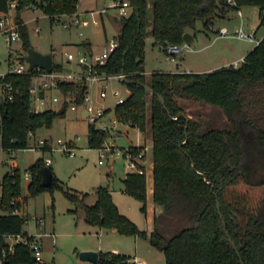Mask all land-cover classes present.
Returning a JSON list of instances; mask_svg holds the SVG:
<instances>
[{
  "label": "trees",
  "instance_id": "trees-1",
  "mask_svg": "<svg viewBox=\"0 0 264 264\" xmlns=\"http://www.w3.org/2000/svg\"><path fill=\"white\" fill-rule=\"evenodd\" d=\"M234 1L235 4L228 0H128L131 12L120 18L117 47L103 63L91 67L90 73H125L122 81L129 93L124 102L116 105L115 113L120 121L151 135L153 202L161 211L155 215L154 229L148 234L118 210L104 186L96 187L93 204L85 203L87 193L80 197L65 190L74 205L70 211L82 209L89 224L147 239L163 251L165 264H264V124L245 110L244 95L247 88L264 86V35L238 66L231 64L207 72L149 74L144 69L148 34L163 48L168 43L181 44L183 33L195 32L197 21L207 29L215 17H226L230 10L245 5L264 6V0ZM8 2L0 0V11L8 10ZM31 4L54 21L56 16L76 12L78 0H17L16 24L25 51L31 46L21 11ZM21 60L25 62L23 56ZM62 70L63 64L53 62L50 72ZM38 72L48 71L34 68L27 73H7L2 78L12 85L13 98L0 102V149L27 148L29 134L39 127L51 126L59 115L52 108L34 111L31 107L30 89ZM82 81L58 80L57 88L64 94L75 93L79 103L86 91ZM143 84L153 91H147ZM159 95L164 97L165 105ZM177 97L218 106L230 126L200 131V122L188 116ZM63 106L67 109L66 103ZM109 135L88 125L90 147L99 148ZM138 148L130 147L134 153ZM43 166L46 163L41 157L28 167L30 195L52 190L56 184L52 173L51 184L41 185ZM124 187L127 194L142 202L144 212L146 176L128 173ZM21 190L20 170L12 168L1 180L0 210L20 207L18 201H11L21 195ZM22 224L21 216L0 213V232H19ZM123 261L134 264L127 255L100 252L96 264ZM23 262L33 264L28 251L18 245L7 264Z\"/></svg>",
  "mask_w": 264,
  "mask_h": 264
},
{
  "label": "rangeland",
  "instance_id": "rangeland-1",
  "mask_svg": "<svg viewBox=\"0 0 264 264\" xmlns=\"http://www.w3.org/2000/svg\"><path fill=\"white\" fill-rule=\"evenodd\" d=\"M113 0H78V7L80 9L86 8H100L101 6H109ZM11 14L16 13L15 8H11ZM245 17L244 29L250 26L257 27V36L264 33V6L245 5L242 9ZM116 8H109L104 14L105 26L103 24L90 25L85 27L84 33L81 35L75 28H64L60 22L52 21L38 6L27 5L21 11V17L25 20L28 30V41L31 47L42 52H52L53 62L63 64L65 67H71L73 73L76 75L77 67L80 65L78 58L81 55H87L89 60L99 54L104 47L108 46L109 40L120 31V17L116 15ZM114 16L112 18L111 16ZM111 18L113 20H111ZM61 19H64L62 17ZM225 23V22H222ZM239 24L237 18L233 21L226 22V27L230 30L236 29ZM196 40L193 43L187 44L192 49H184L181 54L177 56L176 62H171L167 59L164 48L154 43L153 36H148L145 39V53H144V67L150 71L159 69L161 71H180L194 69L198 63L205 61L206 54L211 50L221 48L224 41L229 44L238 46V48H252L255 43L245 39L236 37H223L217 39L216 43L203 50H199L202 45L207 44L212 39L207 29L203 26L201 21L196 22ZM91 40V51L85 45V40ZM21 37L13 41L11 45H7L5 35L0 33V54L7 52V58H0V73L8 72L13 68L21 57L26 53L22 46ZM181 45H184L182 41ZM73 53L74 59L68 60L67 53ZM208 52V53H207ZM24 62V61H23ZM50 78L37 76L33 81L36 83H43L49 81ZM61 80V79H60ZM72 80V79H71ZM76 81L80 79L75 78ZM99 83H106L107 97H99L98 82L87 79L86 84L89 85L87 94H89L91 101L99 103L110 109L107 114L97 121V125L101 122H109V118L115 113L116 99L112 91L118 90L121 97L128 94V89L123 81L117 78H110L102 80ZM46 99H43L45 108L55 109L57 106L67 104L66 112L63 116L54 118L51 126L39 127L35 134H29L27 148H20L14 150L11 155L9 151L4 152V168L10 165L13 168H18L21 173V195L15 197L20 205H23V200L27 203L25 211L29 215H36L37 217H44L46 220L47 230L53 232L55 236V245H53L50 237H43V244L45 247L44 256L50 258L54 256L56 264H87L77 256L80 250V244L83 242H90L94 245V249L99 252H110L112 247H118L121 254L133 255L137 252L142 257L146 258L148 264H165V255L163 251L149 245V241L145 238L139 237V242L136 248L135 235H125L121 233H112L110 231H103L101 236L91 229L83 220V215L80 211L79 218L74 221L70 211H67L73 203L66 197L64 191H87L85 196V203L91 204L92 199L96 196L92 192V187L105 183L106 169L110 163H113L117 173L118 170L122 172L126 168L125 158L123 156H116L114 160L111 158L105 160L104 164H100L99 148L90 147L88 143V118L84 108V100L79 103L75 101V93L64 94L57 91L58 88L45 87ZM44 89V90H45ZM45 92V91H43ZM39 94V93H38ZM57 95L59 100L53 101L52 97ZM246 97L245 110L251 114L259 123L264 124V86L250 87L244 91ZM149 99V97H148ZM34 103H39L40 99H33ZM187 108L188 112L194 119L200 122V131L208 128H222L229 127L230 123L227 120L223 110L218 106L206 103L204 101H197L193 99L181 100L180 103ZM75 106V108L72 107ZM183 108V109H185ZM149 112V111H148ZM186 112V111H185ZM187 113V112H186ZM150 120L148 121V126ZM119 131H123V127L118 124ZM148 132V131H147ZM128 136L133 143L137 141V130L134 127L128 128ZM146 136H150L148 132ZM47 138L51 149L40 150L39 148H29L37 144L38 140ZM63 141L74 140L75 154L69 155L57 139ZM42 142H39L41 145ZM49 146V145H48ZM148 159L152 162V150L148 151ZM51 159V164L54 173L56 184L52 190H43L36 195H30L28 185L25 180V172L28 167L34 163L38 158ZM148 160V161H149ZM149 161V163H150ZM139 204V201H135ZM21 209V207H20ZM136 210H140L137 208ZM143 219V216H142ZM76 222V223H75ZM143 222V220H142ZM23 228L29 229L31 223L25 222ZM102 238L101 246L99 247V239ZM146 240V241H145ZM103 251H100V250Z\"/></svg>",
  "mask_w": 264,
  "mask_h": 264
},
{
  "label": "built area",
  "instance_id": "built-area-1",
  "mask_svg": "<svg viewBox=\"0 0 264 264\" xmlns=\"http://www.w3.org/2000/svg\"><path fill=\"white\" fill-rule=\"evenodd\" d=\"M229 3L235 4L234 0H228ZM17 4V0H9L8 2V10L3 12L0 15V33L5 35V41L7 45H11L13 41L20 38L19 31L17 28V24L11 14V8H15ZM109 8H116L117 13L120 16H127L129 14V2L128 0H113L109 6H104L102 8L96 10H90L87 13H72L68 18L61 19L56 18L58 22L64 28H75L79 31V33L83 34V28L88 26L89 24H97L99 23L100 16L105 13ZM212 29V26H209ZM218 32L221 36H228L230 35V31L226 27H222L218 29ZM234 35L237 38L245 39L250 42L258 43L260 40L256 37V31L253 29H244L243 26H239ZM118 40L117 38H111L109 40L108 46L105 49L95 56L92 61L89 60L87 55H81L78 58V62L80 64H84L88 71V78L92 81L98 82V89H99V97L106 98L107 93V85L106 83H99L102 80H105L109 75L104 74H97V73H90L91 67L96 63H103L110 53L117 47ZM184 50L183 45L178 43H168L164 47V51L166 57L171 62L177 61V56L181 54ZM68 60H73L74 55L73 53H67ZM244 58L240 59L242 63ZM234 66H238L237 63L233 64ZM29 72V65L25 61L23 62L21 59L18 61L13 68H11L8 72H1L0 73V102L4 100H12L13 98V89L10 83L2 81V78L7 73H27ZM39 73H43L48 75L50 72H38L34 76L39 75ZM67 77L72 78L73 76L68 73ZM115 77L119 80L125 79V73L121 72L116 74ZM53 85L57 86L56 83H52ZM42 85H46L43 83ZM31 95L36 94L37 90L35 86H31ZM114 98L116 99V105L124 102L127 96L121 97L120 92L118 90L112 91ZM57 97H53V100H57ZM84 108L86 111V116L88 118L89 124H93L96 128L109 132L110 135L103 141L102 145L99 147V155H100V163H103L109 157L114 156H123L127 161V164L133 169L135 173L143 174L147 176V165L149 164L147 159V150L148 146H143L142 148H138L136 153H134L130 147H121L119 146L116 141L113 139V133L119 131L117 128L118 124L123 123L118 119L116 113L112 117L109 118V122H101L100 125H97V121L102 119L107 114V107L99 104L94 103L90 100L88 95H84ZM72 107H75L74 105ZM0 119H1V112H0ZM120 132V131H119ZM58 143L61 144L63 150H65L69 155L75 154V146L74 140L63 141L62 139H57ZM48 146V142H42L41 145L33 146L31 148L36 149L39 148L40 150H44L43 147ZM47 149H51L50 146ZM46 165L51 163V159L45 158ZM25 179L30 180L31 174L29 171L25 172L24 175ZM17 200L12 199L11 203L16 204ZM25 210H21L20 207L14 206L11 210H0V213L18 215L23 218L22 230L19 232H0V264H7L10 260L11 256H13L16 252V246L21 245L23 246L29 253L30 259L32 260L33 264H52L51 261L46 260L44 257V246L42 243L41 237L43 236V232L38 231H30L28 229L23 228L24 223L29 222L34 226H43L45 224V220L42 217H37L36 215H29L28 213L24 212ZM134 264H145V261L139 257H133L130 259ZM18 264H29L27 262L18 263ZM96 264V263H92Z\"/></svg>",
  "mask_w": 264,
  "mask_h": 264
},
{
  "label": "crops",
  "instance_id": "crops-1",
  "mask_svg": "<svg viewBox=\"0 0 264 264\" xmlns=\"http://www.w3.org/2000/svg\"><path fill=\"white\" fill-rule=\"evenodd\" d=\"M33 6H35V5H33ZM102 7H104V5L101 6L100 8H102ZM96 9H99V8L80 9L78 7V5H77V11L75 13H79V14H81V13H87L90 10H96ZM242 9H243V6L242 7H239L238 9L230 10L228 12V14L226 15V17H223V18L222 17H215L212 20V24H210L212 26V29L207 28V33H209L210 36H212V39L210 40V42H208L207 44L202 45V47L201 48H198V49L199 50H203V49H205L204 46L209 47V46L213 45V43H216L217 39H219V38H223V37H236L234 35L235 30L239 26H243L244 27V22H245L244 19H245V17L243 16ZM130 12H131V7L129 8V14H130ZM2 13L3 12L0 11V15ZM105 13H103L100 16L99 23H97V24H92L91 23L88 26H90V25H99V24H103L105 26V18H104V14ZM12 15H13V18H15V14H12ZM70 15L71 14H61L59 16H56L55 19H54V21H57L56 18H62V17H64V19L65 18H68ZM116 15H118L121 18V16L118 13H116ZM111 17L114 18L113 15ZM112 18H111V20H113ZM235 18H237L239 20V24L236 27V29H234L232 31V30H230L229 28L226 27L227 25H225V23L226 22L233 21V19H235ZM222 22H225V23H222ZM222 27H226L230 31L231 34L228 35V36H221L219 34V32H218V29L219 28H222ZM247 29H253V30H255L256 31V37L259 40L264 35V33H263L260 36H257V27L250 26ZM187 31H189L193 35V37H194L192 43L195 42V40H196V33L194 31H192V30H187ZM83 33H84V30H83ZM118 34H119V32L116 35H114V37H112V38H115ZM149 35L152 36L151 34H148L146 36V38H148ZM84 42L89 43V45H87V47L90 50V53L92 55L93 53L91 51L92 50L91 49V40H88L87 39ZM187 44H190V43L184 42L183 48L184 49H192L191 47H188ZM256 44L257 43H255V45ZM252 48H238V46L233 45V44H229L227 41H224V44L221 46V48L211 50L209 53L207 52L209 54V55L206 54V58L208 59V61L207 60L201 61L200 63L197 64V66L194 69H189V70L188 69L187 70L183 69V70H180V71H186V72H207V71H211V70H213L215 68H218V67H221V66H227V65H231V64H235V63H237V65H240L241 64L240 59L241 58H244V56ZM104 49H105V47L103 48V50ZM44 53H46V52H44ZM50 53H52V52H50ZM97 55H95V56H97ZM52 56H53V53H52ZM95 56L92 57V60H93V58ZM92 60H90V61H92ZM84 67H85L84 64H80L77 67L78 72H77L76 75L73 73V69L71 67H65V69L62 70V71L50 72V73H48V75H45L43 73H39V75L33 76V79H34V77H37V76H43L45 78L48 77V78H50L51 81L49 80L50 82H48V81L43 82V83H46V85H42L43 83H36L35 81L32 82V86H35L36 87V90H37V93L32 95V101H31V107H32V109L34 111H42V110H45V109H49V108L43 107V105H44L43 99H46V96H47L46 95V89H45V87L46 86L52 87V89L53 88H56L57 86L53 85L52 83H56L60 79L61 80H71V79L72 80H75V78H77V79H80V81L81 80H84L82 82H84L86 84V81L89 78L87 77L88 76V71ZM144 69H145V73L146 74H149V73L154 72V71H161L159 69H153V70L148 71L145 67H144ZM169 72H178V71H169ZM68 73H70L73 77L72 78L67 77V74ZM115 75L116 74L109 75L105 80L110 79V78H116ZM88 89H89V85H87L86 91H85V94L84 95H88L89 96V94H87V92H88L87 90ZM43 91H45V92H43ZM57 91H59V90H57ZM127 92L129 93V91H127ZM69 93H71V92H69ZM53 97H57L58 98L57 95H55ZM53 97H52V99H53ZM89 98H90V96H89ZM33 99L35 101H36V99H40V102L39 103H34L33 102ZM186 99H188V98L177 97V100H178L179 103H180L181 100L184 101ZM58 100H59V98L56 101H58ZM90 100H91V98H90ZM53 101H55V100H53ZM60 107L61 106H57L55 108V110L59 109ZM73 108H75V107H73ZM183 108H185V107H183ZM107 109L109 110L110 108L107 107ZM184 110L187 112L188 116L193 117L188 112L187 108H185ZM65 112H66V109H65L64 113H61L58 116H63L65 114ZM88 125H89V123H88ZM120 125L124 128L123 131H120V132L123 133V134H125L129 138V140L131 142H132V140L130 139V137L127 134L128 128H130V127L136 128V130H137V135H136L137 141L135 143L132 142V145L138 146L139 148H142L143 146H148L147 154H148V151L149 150H152V138H151V135L150 136H146V134L148 133L147 131L142 132L137 127L131 126L130 124L124 123V122L121 123ZM35 132L36 131H34V132L30 133V134H33L34 135ZM46 140L48 141L47 138H45L43 140H38L37 144H35L34 146H37L38 147L39 146V142H43V141H46ZM48 145L51 146L50 143H48ZM29 148H31V147H29ZM5 151H9V153L11 155L14 152V150L0 149V194H1V180H2V177H3V175L6 172L10 171L13 168V166L10 165L9 167H6L5 169H3L4 168V152ZM42 151H44V150H42ZM115 157L116 156L109 157V158H111L112 160H114ZM147 159H148V155H147ZM44 160H45V158H44ZM104 162L103 163H100L99 162V163L100 164H104ZM112 163H113V161H112ZM112 163H110L108 165V167H107V169L105 171L106 172V177H107L105 183L100 184L98 186H104V187H106L109 190V192H110V194L112 196L113 202L116 204L118 210L122 214H124L128 218H130L133 222H135L136 225L141 230H144V231H146L149 234L154 229V217H155V215L158 214L161 211V207L158 206L157 204H155L153 202V173H152L153 163L150 161V163L146 166L148 172H147V176H146V204H145L146 205V210L144 212L141 210L142 202L140 200L134 198L133 196L127 194L126 191H125L124 178L126 177V175L128 173L134 172L133 169L127 164V161L125 160L126 168L122 172H120V170H118V173H117V170H116L114 164H112ZM51 170H52V168H51ZM52 173H53V171H52ZM25 180H26L27 185H28L29 182H30V180H27V179H25ZM98 186L92 187V192L96 196L92 199V201H91L92 203L91 204H93L96 201V199H97V194H96L95 189ZM75 192L80 197L82 196V193H88L87 191H83V190H76ZM26 201H27V199H26ZM26 201L23 200V205L22 206L20 205L21 210H24L25 209V205L27 203ZM135 201H139L138 202L139 204H137ZM72 208H74V205H72L71 207H69L67 209V211H70ZM137 208H139L140 210H136ZM80 211H81V213L83 215L82 216L83 217V220L85 221L84 213H83V210L82 209L77 210V212H71L70 211L71 214H72V216H73L74 221H77V219L79 218V215L81 214ZM142 216H143V219H142ZM42 218H44V217H42ZM44 220H45V218H44ZM142 220H143V222H142ZM87 224H88V226L91 229H93L94 231H96V233L99 235V237L101 236V234L105 230L110 231L112 233H118L115 228H104V227H99V226L92 225V224H89V223H87ZM31 227L32 228H29V229L27 228V229L30 230V231H38V232L45 233V234H43V236L41 237V239L43 240V237H50L52 239L53 245H55V236H54L53 232L47 230V228H46V220H45V224L42 227L39 226V225L34 226L32 224H31ZM138 239H139V236L135 235L136 248H137V245H138V242H139ZM101 242H102V238L99 239V244H98L99 247L101 246ZM149 245H151V244H149ZM43 246H44V244H43ZM151 246L153 247V245H151ZM94 248H95L94 245L92 243H90V242H83V243L80 244V250H88V249H91L92 250ZM44 251H45V247H44ZM100 251H103V250L101 249ZM110 252L121 254V251H120V249L118 247H112L111 250H110ZM124 254H127V253H124ZM127 256H129L130 259H132L133 257H139V258H141V259H143L145 261V264H148L146 258L142 257L137 252H135L132 256L131 255H127ZM45 259L51 261L52 264H56L54 262V256H52L50 258L45 257ZM85 262L87 264H92L91 262H88V261H85Z\"/></svg>",
  "mask_w": 264,
  "mask_h": 264
},
{
  "label": "water",
  "instance_id": "water-1",
  "mask_svg": "<svg viewBox=\"0 0 264 264\" xmlns=\"http://www.w3.org/2000/svg\"><path fill=\"white\" fill-rule=\"evenodd\" d=\"M15 22L17 20L16 16L14 18ZM182 39L186 43H192L194 37L193 35L189 32L186 31L183 33ZM0 58H7V53L3 52L0 54ZM24 60L28 63L29 69H34V68H43L46 71L50 72L53 68V56L52 53L50 52H41L37 50L36 48L30 47L27 49L26 53L23 55ZM144 88L147 91L152 92V88L148 86L147 84H143ZM87 85L85 84L83 89H86ZM159 99L163 105H165V100L162 95H159ZM57 114H61L65 111V106H61L59 109L56 110ZM113 139L116 141V143L121 146V147H131L132 142L129 140V138L117 131L113 133ZM41 175H42V180H41V185L42 186H49L52 181V170L49 166H43L41 168ZM217 207L219 210V203L217 202ZM77 256L83 260V261H88L91 263H97L98 258H99V252L96 250H79L77 252ZM121 264H128V261H123Z\"/></svg>",
  "mask_w": 264,
  "mask_h": 264
}]
</instances>
